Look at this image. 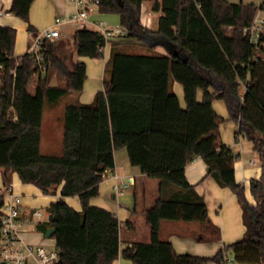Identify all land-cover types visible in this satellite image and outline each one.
Instances as JSON below:
<instances>
[{"label": "trees", "instance_id": "obj_1", "mask_svg": "<svg viewBox=\"0 0 264 264\" xmlns=\"http://www.w3.org/2000/svg\"><path fill=\"white\" fill-rule=\"evenodd\" d=\"M33 0H13L9 12L29 24ZM147 0H98V12L116 14L123 37L105 39L94 29L76 28L71 43L45 44L46 70L38 78V90L30 91L35 65L27 52L15 56L16 30L0 25V168L3 182L16 173L23 184L38 187L43 194L60 198L47 207L53 221L38 223L53 227L59 259L52 264H111L118 256L134 264H203L221 262L231 255L240 264H264V31L255 47L244 32L259 9L254 4L228 0H155L160 11L157 28L141 23V4ZM230 28V33L225 29ZM119 38L165 53L136 54L119 48ZM107 43L102 90L92 103L64 105L61 152H40L41 122L45 106H56L66 95L80 93L86 65L76 57H103ZM58 73L64 84H50ZM171 81L184 93L181 107ZM202 99L197 100V91ZM222 100L228 117L216 114L213 100ZM16 116V119L13 117ZM229 120L259 154L262 174L250 182L254 203L245 187L236 181L237 159L228 146L217 144L220 123ZM125 147L129 162L147 178L158 180L157 218L196 222L204 227L206 240H218L219 228L209 220L207 206L185 176V165L200 157L220 187L235 194L242 210L244 234L224 244L212 256L178 254L170 240L133 242L119 240L120 222L109 210L90 204L99 194L103 175L114 167L113 153ZM77 196L79 211L64 197ZM0 194V207L3 204ZM211 235L210 238L207 234ZM0 264H4L0 261Z\"/></svg>", "mask_w": 264, "mask_h": 264}, {"label": "crops", "instance_id": "obj_2", "mask_svg": "<svg viewBox=\"0 0 264 264\" xmlns=\"http://www.w3.org/2000/svg\"><path fill=\"white\" fill-rule=\"evenodd\" d=\"M12 1L13 0H0V10L2 11L0 14V25L13 27L16 30L14 43L15 56L27 52L32 40V35L43 30L44 27L50 26L56 16H66L76 9L71 0H33L29 8V24L33 26L35 32L29 33L27 31L28 23L12 12H9ZM228 1L233 3L254 4L256 6L262 5L264 7V0ZM154 2L155 0L142 2L141 17L145 13H150V15L153 13L159 17L160 11H154L152 9ZM97 14H103L105 16L110 15L95 12L90 16V21L99 20ZM256 14L255 20L264 19V9H259ZM116 19L119 21L118 16ZM149 28L155 29L151 27V24ZM225 31L226 33H230V28H226ZM64 34L66 33L64 32ZM118 41L119 44L117 46L130 53H165L164 49L159 45L153 49H149L146 46L134 43V39L131 38H119ZM131 47L149 51L132 52L129 51ZM74 56V60L83 61V57ZM109 57L110 55L108 54L106 56L103 50L104 59L102 73L100 65L96 63L97 80L103 77V68ZM84 63L86 65V73L89 75L86 60ZM86 85L87 83L84 81L77 102L89 103L95 93L102 90V86H99L97 82L89 88L86 87ZM170 90L176 94L180 106L184 108L185 101L182 86L178 82L171 81ZM202 94L201 90L197 91V100L200 101L202 99ZM65 103L66 102L52 107H44L41 122L40 149L43 134L42 126L43 123L46 122V130L43 137L44 148L46 151L58 149V151L61 152L58 129H60L61 120L63 122ZM212 107L217 115L223 118L228 117L227 109L222 100H213ZM44 113L46 114L45 116ZM237 129V125L232 121L226 120L220 123L217 131V144L228 146L237 154L238 157L233 164L235 179L245 187V196L248 201L254 203L249 185L252 180H257L261 177L262 164L259 154L253 150L254 145H252V142L242 135H239L238 138L235 136ZM55 145L58 146L53 148ZM113 157V169L107 171L103 175L99 183V194L91 198L89 202L91 205L105 208L115 214L120 222L119 240L122 247L135 241L149 243L159 238H167L178 254L188 253L200 256H212L224 244L230 243L244 234L245 226L242 222V210L237 201L236 194L228 187H220L211 176L206 175L207 166L200 157H195L189 162L187 161L185 165V176L188 182L194 185L196 192L203 198L207 206L209 220L215 226H218V240L204 239L203 236H206L204 227L196 222L159 220L156 215L159 202L158 180L147 178L140 171L138 166L131 165L125 147L115 150ZM3 170L4 169L0 168L1 194L5 193ZM115 175L121 177L133 176L134 183L124 190H121V193L119 189L116 188L118 187V179L115 178ZM10 181L13 191L21 196L19 209L21 238L27 243L42 244L48 248H54V238H46L44 236L45 232L37 227L38 223L46 221L45 218H48V216L44 217L43 215V218L38 221L32 216V213L37 209H47L51 203L57 201L60 198V187L57 188L55 194H43L35 185L23 184L16 173L10 175ZM63 200L73 209L77 211L81 209L80 201L77 196L64 197ZM207 235L213 238L209 233ZM111 264L134 263L129 259L118 256Z\"/></svg>", "mask_w": 264, "mask_h": 264}, {"label": "built area", "instance_id": "obj_3", "mask_svg": "<svg viewBox=\"0 0 264 264\" xmlns=\"http://www.w3.org/2000/svg\"><path fill=\"white\" fill-rule=\"evenodd\" d=\"M75 5V10L66 16H56L53 23L44 27L43 30L32 35L31 43L27 53L31 55L35 65L36 81L46 70L45 44L55 43L60 39L72 40L73 35L64 34L62 27L65 25H74L77 28L87 27L94 29L105 39L123 37L126 33L122 26L108 27L101 20L90 21V16L98 12V0H71ZM2 11L0 10V14ZM143 26L149 28L151 24L150 13H145L141 17ZM261 31H264V19L254 20L252 25L246 27L244 32L249 35V39L255 47H258V37ZM118 179V188L124 190L134 183L133 176L121 177L115 175ZM5 193L3 195V204L0 207V261L4 264H52L59 259L57 249L48 248L42 244L24 242L21 238L20 222V194L13 191L11 182L4 185ZM1 194V193H0ZM32 216L36 220H41L43 214L41 210L33 211ZM48 220V218H45ZM203 264H240L233 260L231 255H225L221 262L217 260L206 261Z\"/></svg>", "mask_w": 264, "mask_h": 264}, {"label": "rangeland", "instance_id": "obj_4", "mask_svg": "<svg viewBox=\"0 0 264 264\" xmlns=\"http://www.w3.org/2000/svg\"><path fill=\"white\" fill-rule=\"evenodd\" d=\"M97 15H98L97 16L98 19L101 20V21H103L105 23V25H107L108 27H110V26L111 27H115L116 25L119 24V21L116 19V17H117L116 14H111L110 13L109 16H105L103 14H97ZM107 17H109V18H107ZM150 17H151V20H152L151 27L152 28H156L157 21H158V16L157 15H154L153 13H151ZM76 28L77 27L74 26V25H65V26L62 27V30L67 35H71V34H73V32H74V30ZM61 40L64 41V42H67L68 41L66 39H61ZM61 40H59V41H61ZM67 43H68V48L69 49H72L71 43H69V42H67ZM110 47H111L110 46V43H108L107 46L104 49V54H106V56L108 54L110 55V52H111V48ZM129 51H132V52H134V51H137V52H139V51H145L146 52L147 51L148 52L149 50H145V49L142 50L140 48L131 47L129 49ZM74 55H73V57L75 58ZM82 59H83L84 62L86 60V64H88L87 67H88V73H89V75L86 73L87 74L86 75V79H85V81L87 83L86 87H88V88L89 87H92L95 82H97L99 86H102V78L100 77L97 80V77H96V74H97V71H96V63H98L100 65V67H101V73H102V65H103V59L104 58L103 57H99V58L83 57ZM49 82H50V84H64L65 83V80L60 75H58V73L55 72L50 77ZM29 90L30 91L38 90V83L36 81V77L35 76H33L30 79ZM80 93H70V94L66 95L64 98H62V100L59 102V104H62L64 102H66V103H69V102H77L78 101V98L80 96ZM93 99H94V97L91 99V101L89 103H92L93 102ZM56 108L59 109L58 107H56ZM55 111H58V110H55ZM45 113H44V116L46 115ZM55 115H56V113H55ZM60 123H61L60 124V129H58L59 127L57 129L59 131V140H60V148H61L62 131H63V122H62V120H61ZM46 125H47V123L44 122L43 123V126H42V128H43L42 129L43 130L42 133L43 134H42V140H41L42 143H41L40 152L43 153V154H46V153H48V154H59L60 152L58 151V149H53V150H50V151H46L45 148H44V145H43V137H44V133H45V130H46L45 129L46 128ZM56 146H58V145H55V147L53 146V148H56ZM41 210H42V213H43L44 217H47L48 214H49L48 211H47V209L42 208Z\"/></svg>", "mask_w": 264, "mask_h": 264}, {"label": "water", "instance_id": "obj_5", "mask_svg": "<svg viewBox=\"0 0 264 264\" xmlns=\"http://www.w3.org/2000/svg\"><path fill=\"white\" fill-rule=\"evenodd\" d=\"M13 119H16V116H14ZM48 220L53 221V216L51 214L48 215ZM53 231H54V228L53 227L47 228V230L45 231L44 236L46 238H49L50 235L53 233Z\"/></svg>", "mask_w": 264, "mask_h": 264}]
</instances>
